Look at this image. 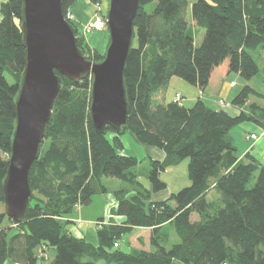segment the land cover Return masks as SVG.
<instances>
[{
  "label": "trees",
  "instance_id": "trees-1",
  "mask_svg": "<svg viewBox=\"0 0 264 264\" xmlns=\"http://www.w3.org/2000/svg\"><path fill=\"white\" fill-rule=\"evenodd\" d=\"M76 1L62 0L65 18ZM150 4L154 7L146 12ZM21 7V0L0 3L3 207L14 100L25 65ZM187 7V0H139L124 71L127 123L120 132L109 126L103 133L94 131L89 114L90 78L73 82L61 77L39 156L30 168L32 196L24 219L14 222L0 213V264H37L49 250L54 251L50 264H264V165L248 153L239 159L229 135L234 126L247 121L264 128V106L249 103L251 96L264 101V93L243 86L231 101L240 109L235 117L200 99L187 108L175 95L170 101L162 95L174 77L203 92L216 69L250 81L258 67L249 52L264 50V0L193 2V25L204 30L199 47L189 32ZM73 27L82 55L101 61L104 54L91 49ZM155 97L159 101L153 105ZM126 130L141 145L164 154L161 162L149 161L150 190L132 171L139 161L116 152L123 148L121 137ZM185 158L190 185L163 201H152V194L166 189L160 173ZM105 178L130 187L114 193L116 205L107 220L98 221L103 225L96 230L98 245L94 246L68 231V217L77 206L106 193ZM211 191L217 195L212 201L207 199ZM136 229H149V249L122 250L121 237ZM173 236L176 243H172Z\"/></svg>",
  "mask_w": 264,
  "mask_h": 264
},
{
  "label": "water",
  "instance_id": "water-1",
  "mask_svg": "<svg viewBox=\"0 0 264 264\" xmlns=\"http://www.w3.org/2000/svg\"><path fill=\"white\" fill-rule=\"evenodd\" d=\"M20 30L25 65L14 100L15 121L2 193L6 217L24 219L32 196L29 172L40 153L44 129L61 90V77L90 78L89 114L96 133L120 132L127 123L124 71L134 39L139 0H107L108 44L99 62L87 60L77 45L62 0H21Z\"/></svg>",
  "mask_w": 264,
  "mask_h": 264
},
{
  "label": "rangeland",
  "instance_id": "rangeland-1",
  "mask_svg": "<svg viewBox=\"0 0 264 264\" xmlns=\"http://www.w3.org/2000/svg\"><path fill=\"white\" fill-rule=\"evenodd\" d=\"M1 1V0H0ZM104 3L98 6L96 4H91L84 0H77L69 9L68 18L73 22V25L76 27L79 35L84 38L87 45L98 52L99 54H104L107 44H108V33L105 24V14L107 10V0H103ZM196 0H187L188 7L186 12V20L188 22L189 32L192 34L194 39V46L199 47L202 41V36L204 34V30L198 28L193 25L192 16H191V4ZM154 7V4H150L145 6L146 12H151ZM97 17H101L103 19V28L96 29L91 27ZM95 26H97L95 24ZM252 59L255 61L258 72L257 74L250 80L245 81L236 73H230V79L237 83V87L233 89L234 92L240 91V89L245 85H252V88L259 94L264 93V50L257 48L255 50H251L249 52ZM193 86L185 83L183 80L174 77L171 78L168 82L166 89L162 92V95L166 101H170L172 97H174L175 93H179L181 97V101L184 98L191 96V90H193ZM183 97V98H182ZM232 97V96H231ZM231 97L229 99H231ZM159 101V97L153 98V105L157 104ZM250 102H255L258 105L264 106V101L259 97L251 96L249 98ZM183 105H187L183 100ZM189 105V104H188ZM191 106V103H190ZM256 126V124L247 121L239 124L238 126H234L229 135L231 140L233 141L234 147L236 148L237 155H241L244 153V149H247L253 142L246 141L244 138V134L247 132L254 131L252 130V126ZM248 129V130H247ZM107 138L110 140L112 138V134L110 132L107 133ZM123 148L117 149L116 152L120 155L124 156H132L135 157L139 163L135 168L132 169L134 173L138 176L139 182L143 185L145 189L150 190V182H149V172H150V160H154V153L151 149H148L146 146L138 143L133 135L129 131H125L123 136ZM249 138V137H248ZM245 147V148H244ZM188 162L187 158L180 160L177 164L173 166H169L165 168L159 175V178L162 182L166 184V189L161 191L160 194H164L169 196L171 193H177L182 188L188 187L190 185V181L188 180ZM252 184V183H251ZM104 185L107 188L106 193L95 195L91 199V208L89 205H85V208L88 209V213L95 215L99 214L103 208L104 216L103 219L107 220L109 217V211L111 207H115L116 200L114 197V193L120 189H129V185L125 182H122L117 179L105 178ZM154 195V194H153ZM208 200L217 199V195L214 191H211L207 196ZM78 207V206H77ZM5 208L0 206V213L4 212ZM71 217L75 216V210L70 215ZM195 215L191 217L194 220ZM6 223V222H5ZM4 223V224H5ZM98 221L95 223L97 224ZM76 225H78L76 223ZM12 232H15L13 230ZM139 238L141 240H148L149 235L145 232L138 233ZM137 235V236H138ZM174 235V234H173ZM127 238L129 235L121 237V249L128 251L129 246L127 244ZM139 242L138 244H134L137 249H148V243ZM173 242L176 243L178 240L173 236ZM48 254L50 256L54 255L53 250H49ZM47 258V256H46ZM49 262L45 260L38 259L37 264H48ZM99 264H103V262H98Z\"/></svg>",
  "mask_w": 264,
  "mask_h": 264
},
{
  "label": "crops",
  "instance_id": "crops-1",
  "mask_svg": "<svg viewBox=\"0 0 264 264\" xmlns=\"http://www.w3.org/2000/svg\"><path fill=\"white\" fill-rule=\"evenodd\" d=\"M3 1H5V0H1L0 3ZM103 3H104V1L101 0V4H103ZM230 78H231V76L229 74L222 72L220 69L214 70L211 77H210L208 86L203 92L199 91V89L194 87L193 90H191V92H190L191 96L183 99L184 102L187 103V105H185V107H187V108L192 107V105L195 103V101L197 99H200L208 107H210L212 109H215V110L222 109L223 111H225L230 116H233V117L237 116L239 114L240 109L233 106L231 104V101L239 91L233 93V89L237 87V83ZM231 82H235L234 87L230 86ZM249 86L252 87V85H249ZM175 94H179V93H175ZM230 97H231V99H229ZM222 99H224L227 102V105H221L219 103V101ZM183 100L181 101L182 105H183ZM190 103H191V106H190ZM249 103H250V101H249ZM253 128H254L253 132H255V133H252V131H250V132L246 131V133L244 134L245 140L249 141V142L251 141L253 143L249 147H247V149H244V153L239 155V159H241L246 153H248L251 156H253L256 160H258L261 164L264 165V128L259 127L257 125L256 126L253 125L252 130H253ZM251 134L255 135L254 139L248 138ZM121 139H122V145H123V138L121 137ZM147 148L151 149L153 151L152 153H154V161L161 162L163 160L164 154L161 150L154 148V147H147ZM168 197L169 196L164 195V194H160V192H158V193H155L154 195L152 194L151 200L155 201V202L156 201H163V200L167 199ZM88 205L90 206L91 202ZM90 208H91V206H90ZM74 210H75V216L74 217H71V216L68 217V220L71 222V224L67 227L68 231L76 237L84 238V240L86 242L90 243L91 245H94V246L98 245V239H97V235H96L97 226L95 223L97 221L103 219V216H104L103 208L99 214H95V215L89 214L87 212L88 209L85 208V206H78ZM76 223L78 225H76ZM140 232H145L149 235V229H136L129 236V238H127L126 242L129 246V248L137 249L134 246L135 243L136 244H138L139 242H141L143 244L145 243L146 240H141V238H139L138 233H140ZM146 242L148 243V240ZM119 244H120V246L122 245L121 240L119 241ZM148 249H149V246H148ZM143 250H145V249H143ZM53 258H54V255L50 256V254H47V258L45 259V261L49 262L48 264H50L51 261L53 260ZM5 264H14V263L7 261Z\"/></svg>",
  "mask_w": 264,
  "mask_h": 264
},
{
  "label": "built area",
  "instance_id": "built-area-1",
  "mask_svg": "<svg viewBox=\"0 0 264 264\" xmlns=\"http://www.w3.org/2000/svg\"><path fill=\"white\" fill-rule=\"evenodd\" d=\"M98 5H99V4H96V6H98ZM68 15H69V14H67V17H66V18L69 20ZM104 22H105V21H104ZM95 24H96L97 26H95ZM103 26H104V24H103V19H101V17H97L96 20H95V22H94L93 24H91V27H94V28H96V29H102ZM230 86H231V87H234V86H235V82H231V83H230ZM175 100H176V101H180V100H181V97H180L179 94H175ZM219 103H220L221 105H227V102H226L224 99L220 100ZM254 138H255V135H253V134H251V135L249 136V139H254ZM101 225H103V222H98V223L96 224L97 228L100 227ZM114 247H117V244H116V243L114 244Z\"/></svg>",
  "mask_w": 264,
  "mask_h": 264
}]
</instances>
